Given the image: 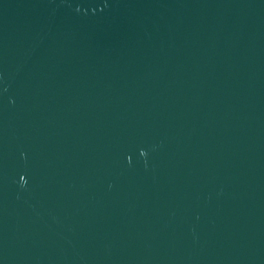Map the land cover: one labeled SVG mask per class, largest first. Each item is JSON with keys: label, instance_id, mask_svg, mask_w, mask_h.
Masks as SVG:
<instances>
[{"label": "water", "instance_id": "1", "mask_svg": "<svg viewBox=\"0 0 264 264\" xmlns=\"http://www.w3.org/2000/svg\"><path fill=\"white\" fill-rule=\"evenodd\" d=\"M0 264H264V0H0Z\"/></svg>", "mask_w": 264, "mask_h": 264}]
</instances>
